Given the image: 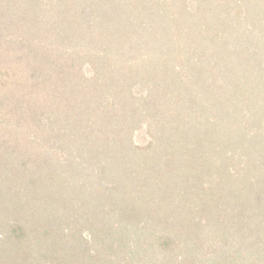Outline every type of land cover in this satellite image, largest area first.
<instances>
[{"label": "trees", "instance_id": "trees-1", "mask_svg": "<svg viewBox=\"0 0 264 264\" xmlns=\"http://www.w3.org/2000/svg\"><path fill=\"white\" fill-rule=\"evenodd\" d=\"M0 264H264V0H0Z\"/></svg>", "mask_w": 264, "mask_h": 264}]
</instances>
